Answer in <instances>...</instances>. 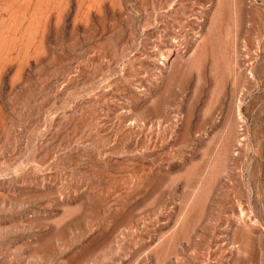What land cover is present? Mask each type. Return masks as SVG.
<instances>
[{"label": "rangeland", "instance_id": "1", "mask_svg": "<svg viewBox=\"0 0 264 264\" xmlns=\"http://www.w3.org/2000/svg\"><path fill=\"white\" fill-rule=\"evenodd\" d=\"M0 264H264V0H0Z\"/></svg>", "mask_w": 264, "mask_h": 264}]
</instances>
